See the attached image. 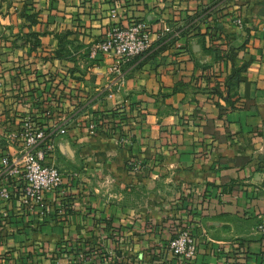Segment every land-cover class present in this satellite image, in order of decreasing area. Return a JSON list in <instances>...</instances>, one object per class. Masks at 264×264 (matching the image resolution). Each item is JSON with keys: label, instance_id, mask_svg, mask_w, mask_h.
I'll return each mask as SVG.
<instances>
[{"label": "crops", "instance_id": "crops-1", "mask_svg": "<svg viewBox=\"0 0 264 264\" xmlns=\"http://www.w3.org/2000/svg\"><path fill=\"white\" fill-rule=\"evenodd\" d=\"M101 1L91 39L88 0H0V264H187L185 228L192 264H264V0ZM138 22L143 56L91 53ZM25 121L63 124L48 163L80 176L29 207L1 162Z\"/></svg>", "mask_w": 264, "mask_h": 264}, {"label": "built area", "instance_id": "built-area-1", "mask_svg": "<svg viewBox=\"0 0 264 264\" xmlns=\"http://www.w3.org/2000/svg\"><path fill=\"white\" fill-rule=\"evenodd\" d=\"M236 24L241 27L243 20L237 19ZM147 30L145 22L117 28L105 40L96 44L91 53L93 55L110 53L119 61L124 62L141 57L152 47V40ZM170 31L169 28L164 30L166 33ZM174 35L179 37L180 33L175 32ZM89 128L95 132L96 127L93 123ZM64 132L63 124L49 131L40 125L36 126L32 121H25L22 127L12 133L13 139L21 140L22 146L14 160L3 157L1 162L5 167L6 178H19L23 188L20 198L23 205L27 207L33 204L42 205L46 195L60 192L68 179L73 181L80 179L78 173H65L48 163L49 157L56 150L55 137ZM129 166L134 174H137L141 168L140 164L134 161H131ZM0 197L6 200L11 198L6 189L2 190ZM261 229L264 232V226ZM198 248L199 243L191 228L181 230L169 244L172 255L182 258L187 264H192L196 260ZM77 259L83 261L84 254L78 255ZM118 264H129V261L126 259Z\"/></svg>", "mask_w": 264, "mask_h": 264}, {"label": "rangeland", "instance_id": "rangeland-1", "mask_svg": "<svg viewBox=\"0 0 264 264\" xmlns=\"http://www.w3.org/2000/svg\"><path fill=\"white\" fill-rule=\"evenodd\" d=\"M88 9H89V16L88 20L91 23L90 35L91 39L93 38H100L103 35V21L105 17L103 16L102 12L99 11V5L103 2L101 0H88ZM113 17V15H112ZM124 17V16H123ZM130 17V16H128ZM85 20H87L85 18ZM61 22V21H59ZM106 22V21H105ZM107 26V23H106ZM102 33V34H101ZM65 35H62V39H64Z\"/></svg>", "mask_w": 264, "mask_h": 264}, {"label": "trees", "instance_id": "trees-1", "mask_svg": "<svg viewBox=\"0 0 264 264\" xmlns=\"http://www.w3.org/2000/svg\"><path fill=\"white\" fill-rule=\"evenodd\" d=\"M66 35L64 36V39H62V37L60 38V44H61V42H63V45L65 44L64 42L66 41ZM109 113H111L110 115L111 116H113V117H116V116H119V117H122L123 116V113H119V109H115V110H113V111H111V112H109ZM125 119V117H123V119L122 120H124ZM49 131H51V130H49ZM130 168H131V166H129Z\"/></svg>", "mask_w": 264, "mask_h": 264}]
</instances>
